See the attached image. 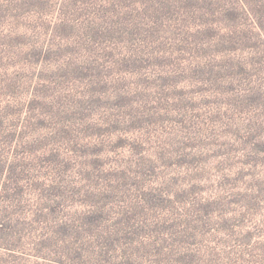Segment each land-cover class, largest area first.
Returning <instances> with one entry per match:
<instances>
[{
	"label": "rangeland",
	"instance_id": "obj_1",
	"mask_svg": "<svg viewBox=\"0 0 264 264\" xmlns=\"http://www.w3.org/2000/svg\"><path fill=\"white\" fill-rule=\"evenodd\" d=\"M60 1L32 22L29 36L47 45L53 27L75 26L58 32L48 60L14 77L23 86L12 101L32 92L47 100L9 150L18 157L10 177L23 187L7 179L0 196L1 215L10 219L3 241L22 259L6 256L27 264H124L128 257L134 264H264V0H249L239 44L222 53L174 29L141 51V44L93 43L84 35L90 6ZM125 59L138 61L127 68ZM238 64L243 73L227 68ZM129 87L133 106H118L114 93ZM104 119L120 127L109 132V151L84 168L79 160L94 157L85 152L94 123ZM119 137L124 143L116 144ZM60 220L85 233L93 227V241L104 234L103 248L68 256Z\"/></svg>",
	"mask_w": 264,
	"mask_h": 264
},
{
	"label": "trees",
	"instance_id": "obj_2",
	"mask_svg": "<svg viewBox=\"0 0 264 264\" xmlns=\"http://www.w3.org/2000/svg\"><path fill=\"white\" fill-rule=\"evenodd\" d=\"M53 0H0V70L4 69L0 80V179L4 178V183L0 185V196L2 192L10 189L7 185V179H12L10 176L14 174L16 155L10 153L12 142L14 145L25 136L26 128H30L31 118L39 108H42L47 97L37 95L32 92L28 98L23 101L17 99L12 101V97L22 88L23 81L16 83L15 74L21 67L30 66L33 61L45 62L52 54H54V41L58 37V32L61 30L67 34L68 25L61 28H52L56 31L54 38L49 35L46 40L47 45L40 42L34 37H30L28 29L32 22L37 23L40 13L49 10ZM60 4L67 6H77L87 8L84 5H89L92 19L85 28L84 35L93 43H106L112 49L122 46L121 44H141L137 51L143 50L145 43L148 41H158L170 29L177 30V36L184 33L192 34L193 41L196 44L208 47V52H226L236 49L239 41L236 39L238 35V22L242 19V13L248 11L246 6L250 4L248 0H61ZM192 20L198 21L190 24ZM222 21L230 24L229 29L220 25ZM66 22H62L63 24ZM59 24V25H60ZM58 25H56L57 27ZM50 27V25H49ZM45 33L48 31L45 30ZM69 35V34H68ZM176 36V37H177ZM184 36V35H183ZM61 38V37H59ZM177 39V38H176ZM178 40V39H177ZM144 42V43H143ZM122 52H130L129 50H117ZM128 57H135L129 54ZM169 58L164 55V60ZM123 59V58H122ZM131 60V59H130ZM136 61L124 62L127 63V68L135 66ZM242 64H238V69L233 70L232 66L228 65L230 71L243 73ZM11 70V71H10ZM83 70V68H82ZM12 75V81L10 76ZM111 78V77H110ZM116 80L111 79V82ZM117 90L114 97L118 99V106H133V99L129 98L132 89ZM133 97V93H131ZM125 102V103H123ZM123 103V104H121ZM41 116V115H40ZM44 118V117H42ZM126 119V117L124 118ZM120 120V123L124 122ZM43 120V119H42ZM43 124V123H42ZM96 127V128H95ZM120 127L119 121L113 119H104V123H94L95 131L91 133V138L86 145V156L94 155L91 162L80 161L84 168L92 165L93 161L100 160L98 154L104 151H109L113 144L112 135L109 132L118 130ZM108 132V133H107ZM107 133V134H106ZM124 139L119 137L116 144L124 143ZM5 144V145H4ZM85 145V146H86ZM264 147V142H263ZM52 168V165L50 166ZM54 165V172L57 170ZM64 171L70 176L73 174L74 166L67 164ZM12 172V173H11ZM11 173V175H10ZM9 174V176H7ZM60 177L59 179H63ZM12 179L16 182L15 186L22 189L18 179ZM37 180V179H36ZM41 183L46 184L44 180ZM52 182L49 184L51 185ZM57 184V183H56ZM34 188H38L34 184ZM15 187V189H16ZM61 187V186H60ZM14 189V187H12ZM53 188L58 189L56 186ZM31 190L36 192V190ZM0 205H4L3 200H0ZM7 213L1 215L0 211V264H27L26 261L10 260L6 255L19 252L18 249H13L8 243H4L3 236L9 234L7 229L10 225V219H7ZM89 219H95L94 215H89ZM59 224V229L62 230L65 236H69L71 244L66 240L63 243L64 252L73 257L77 256L78 251H85V246L89 248V252L95 254L99 249H102L105 244L104 234H99L100 241L89 239L92 228L89 227L90 233H85L82 229H67V222ZM96 228V227H94ZM103 233H104V229ZM16 232H12L15 237ZM108 234V233H107ZM80 237V241L76 243V238ZM89 237V238H88ZM99 242H102V247L98 248ZM10 251V252H9ZM97 252V253H98ZM79 254V253H78ZM20 259V255H16ZM55 263H61V260H54ZM125 262V261H124ZM124 264H134L128 257Z\"/></svg>",
	"mask_w": 264,
	"mask_h": 264
}]
</instances>
